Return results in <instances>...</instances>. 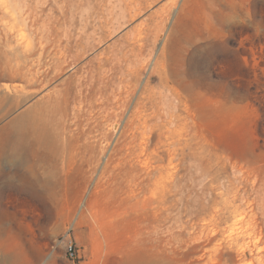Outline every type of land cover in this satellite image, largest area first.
Segmentation results:
<instances>
[{
  "label": "rangeland",
  "instance_id": "rangeland-1",
  "mask_svg": "<svg viewBox=\"0 0 264 264\" xmlns=\"http://www.w3.org/2000/svg\"><path fill=\"white\" fill-rule=\"evenodd\" d=\"M0 264H264V0H0Z\"/></svg>",
  "mask_w": 264,
  "mask_h": 264
},
{
  "label": "bare ground",
  "instance_id": "bare-ground-1",
  "mask_svg": "<svg viewBox=\"0 0 264 264\" xmlns=\"http://www.w3.org/2000/svg\"><path fill=\"white\" fill-rule=\"evenodd\" d=\"M161 24L163 23L161 22ZM10 125L12 128L11 131L13 132V136L9 140V145L13 153L11 160L14 161L17 168L22 169L23 173L21 172V177H28V173L33 177L34 180H32L31 184L36 185L33 186L35 188L34 197L42 206H45L46 202H44L43 197L50 194V188L47 183H44L43 179L42 181H38V179L34 178V162L31 160L34 156H38V153H36L37 150L45 145V135H43L36 119L32 117L29 110L17 114L10 121ZM30 133L34 135L32 141L28 137ZM45 181L47 182V180Z\"/></svg>",
  "mask_w": 264,
  "mask_h": 264
},
{
  "label": "built area",
  "instance_id": "built-area-1",
  "mask_svg": "<svg viewBox=\"0 0 264 264\" xmlns=\"http://www.w3.org/2000/svg\"><path fill=\"white\" fill-rule=\"evenodd\" d=\"M67 252L69 253V255H73V253H74V249H73L72 244H69V245H68V247H67Z\"/></svg>",
  "mask_w": 264,
  "mask_h": 264
}]
</instances>
